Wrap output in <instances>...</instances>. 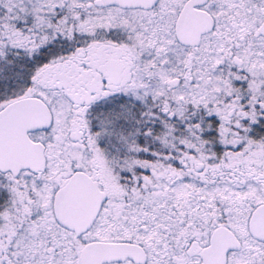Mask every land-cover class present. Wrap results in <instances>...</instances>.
Here are the masks:
<instances>
[{
	"label": "snow or ice",
	"instance_id": "obj_1",
	"mask_svg": "<svg viewBox=\"0 0 264 264\" xmlns=\"http://www.w3.org/2000/svg\"><path fill=\"white\" fill-rule=\"evenodd\" d=\"M0 264H264V0H0Z\"/></svg>",
	"mask_w": 264,
	"mask_h": 264
}]
</instances>
